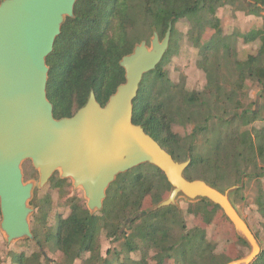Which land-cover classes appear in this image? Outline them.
Returning <instances> with one entry per match:
<instances>
[{
  "label": "trees",
  "instance_id": "16d2710c",
  "mask_svg": "<svg viewBox=\"0 0 264 264\" xmlns=\"http://www.w3.org/2000/svg\"><path fill=\"white\" fill-rule=\"evenodd\" d=\"M225 1L228 0H77L75 16L66 18L47 57V96L53 103L55 117L74 115L85 105L91 91L105 105L125 82L122 58L142 41L148 43L147 35L157 32L163 39L171 26L167 53L140 84L133 102V122L141 125L175 160L190 159L184 171L187 179H203L221 191L235 185L240 189L252 169L259 168L258 154L264 158V125L254 132L245 129L234 134L235 124L250 125L261 112L240 108V100L232 110L226 105L235 92L243 91L248 80L259 83L264 98V20L258 30L242 33L249 39H260L255 53L239 58L232 44L233 35L221 33L218 40L205 45L199 60L207 77L202 90H192L170 110L158 95L165 87L162 64L176 42V23L201 14L213 16L209 12L212 7ZM240 1L250 5L249 13L260 15L264 11V0ZM215 116L222 118V129L231 130L232 136H209L216 129L212 123ZM175 124H191L193 128L182 136L174 131ZM53 180L54 176L49 181ZM68 183L69 178L60 177L54 186L62 190ZM172 188L157 166L143 163L117 176L107 189L103 208L97 212H91L79 198H69L70 211L58 216L55 228L45 225L50 203L47 195L38 206L39 226L33 229V238L40 248L51 243L62 253L61 260H50L40 249L30 254L13 252L12 261L75 264L82 259V264H151L153 260L154 264H166L173 259L175 264H226L234 260H223L216 252V243L207 238L205 228L188 227L183 209L177 204L155 208ZM147 197L152 206L145 210ZM257 204L264 217V193L259 194ZM220 211L224 213L208 198L192 200L186 210L206 225ZM249 226L259 241V234ZM103 232L110 240L121 241L120 249L108 248L102 254ZM136 252L142 256L132 257ZM252 264H264V248Z\"/></svg>",
  "mask_w": 264,
  "mask_h": 264
},
{
  "label": "water",
  "instance_id": "95a60500",
  "mask_svg": "<svg viewBox=\"0 0 264 264\" xmlns=\"http://www.w3.org/2000/svg\"><path fill=\"white\" fill-rule=\"evenodd\" d=\"M77 0L0 1V210L1 229L8 241L33 238L29 205L34 183L25 182L22 163L31 160L39 170L40 186L56 171L82 187L91 212L103 208L109 186L120 173L143 163L157 166L172 185L155 208L176 204L180 195L190 200L208 198L218 204L236 233L250 246L247 255L226 264H252L261 246L229 193L203 179L189 180L190 163L177 161L144 128L133 122V102L146 73L156 69L169 49L171 26L160 39L154 32L125 55L120 65L125 82L105 105L91 91L87 102L70 117L56 118L47 96V57L54 49L67 17H74Z\"/></svg>",
  "mask_w": 264,
  "mask_h": 264
},
{
  "label": "rangeland",
  "instance_id": "374dc122",
  "mask_svg": "<svg viewBox=\"0 0 264 264\" xmlns=\"http://www.w3.org/2000/svg\"><path fill=\"white\" fill-rule=\"evenodd\" d=\"M249 7L248 3H243L240 0H228L212 7L209 12H212L213 16L209 17L201 14L190 20L181 19L176 23V42L162 64L163 70L166 71L165 87L162 91H158L160 100L168 110L178 106L180 101L192 90H202L206 86V73L202 69L199 60L202 57L205 45L218 40L219 34L227 33L233 35L232 44L236 47L239 58H246L248 54L257 51L260 39H249L244 37L243 34L244 32H253L261 28L264 20V11L260 15H256L247 11ZM152 38V35H147L145 38L148 40L147 44L149 47H151ZM147 74L144 77H147ZM237 100L241 102L240 108H246L253 112L259 111L261 115L250 125L235 124L234 134H240L245 129L254 132L264 125V98L261 96V86L257 81L248 80L243 91L235 92V95L231 96L226 108L230 110L235 108ZM218 116L212 119V123H215L214 125L216 126H214V129H216L209 136H232L231 130L224 131L222 129V118H217ZM173 128L174 131L185 136L191 133L193 126L191 124H175ZM257 162L259 168L257 170L253 168L252 175L244 179L243 186L240 189L231 191L229 196L241 216L259 234L260 246L264 248V217L259 212L257 204L259 194L264 193V158L260 153L258 154ZM21 167L24 181L34 183L32 197L29 201V205L33 209L29 216L32 233L33 229H37L39 226L36 219L39 203L43 202L47 195L50 196L49 209L45 220L47 228H55L58 216H66L69 213V198L75 196L87 207V198L84 190L82 187H75L70 178L64 189L59 190V188L54 186V183L61 177L60 171L54 173L53 181H48L43 186H40V173L33 166L32 161H23ZM190 202L192 200L183 195H180L176 200V204L183 209V215L188 227L205 228L207 238L216 243V252L222 255L223 260L241 258L249 253V244L238 236L234 225L222 211L219 212L211 224L206 225L199 217L186 212ZM151 206V199L147 197L144 201L143 209L146 210ZM1 221L2 214L0 210V264H16L12 261L11 255L13 252L30 254L40 249L44 250L43 252L50 260L56 262L61 260L62 253L54 248L51 243L44 245V248H40L34 238L28 237L9 242L6 234L1 229ZM120 242L110 240L104 232L101 233L100 246L102 254L105 255L108 248L113 249L116 247L120 249ZM131 255L134 258H140L142 253L136 252ZM149 256H151V253ZM150 263L154 264L155 262L150 260ZM167 263L175 264L173 259L170 260V263ZM75 264H82V259H78Z\"/></svg>",
  "mask_w": 264,
  "mask_h": 264
}]
</instances>
